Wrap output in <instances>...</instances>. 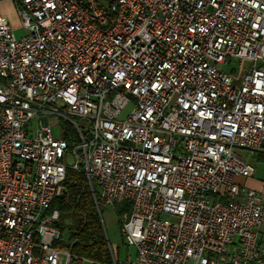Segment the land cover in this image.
Returning <instances> with one entry per match:
<instances>
[{"label":"built area","instance_id":"2783aa9c","mask_svg":"<svg viewBox=\"0 0 264 264\" xmlns=\"http://www.w3.org/2000/svg\"><path fill=\"white\" fill-rule=\"evenodd\" d=\"M11 1L27 33L0 12V264H264V194L237 181L256 172L241 152L264 154V0ZM69 168L99 211L132 203L133 255L58 245Z\"/></svg>","mask_w":264,"mask_h":264},{"label":"trees","instance_id":"16d2710c","mask_svg":"<svg viewBox=\"0 0 264 264\" xmlns=\"http://www.w3.org/2000/svg\"><path fill=\"white\" fill-rule=\"evenodd\" d=\"M65 185V194L56 197L50 206L51 211L58 209L60 212L58 226L62 231V238L58 245L81 257L110 262L109 240L86 174L69 168ZM131 210L132 203L124 201L118 210L119 217L124 213H131Z\"/></svg>","mask_w":264,"mask_h":264},{"label":"rangeland","instance_id":"374dc122","mask_svg":"<svg viewBox=\"0 0 264 264\" xmlns=\"http://www.w3.org/2000/svg\"><path fill=\"white\" fill-rule=\"evenodd\" d=\"M0 12L8 18L16 37L19 38L27 33V29L21 24L14 2L11 0H0ZM55 134H58L57 130ZM241 153L245 155L246 152L242 151ZM120 208L121 203H116L115 206L101 205L100 214L109 243L119 260H123L129 252L133 255L135 251L133 247L127 246L121 235L119 224L120 217L118 214ZM65 237L67 238V234ZM73 264H76V262Z\"/></svg>","mask_w":264,"mask_h":264},{"label":"crops","instance_id":"0c3cea01","mask_svg":"<svg viewBox=\"0 0 264 264\" xmlns=\"http://www.w3.org/2000/svg\"><path fill=\"white\" fill-rule=\"evenodd\" d=\"M244 157L255 165L256 172L251 177H238L237 181L264 194V154L256 153L251 155L246 152ZM262 232H264V223Z\"/></svg>","mask_w":264,"mask_h":264}]
</instances>
